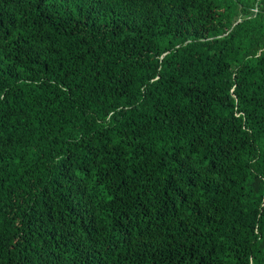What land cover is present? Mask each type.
Returning a JSON list of instances; mask_svg holds the SVG:
<instances>
[{
    "label": "trees",
    "instance_id": "trees-1",
    "mask_svg": "<svg viewBox=\"0 0 264 264\" xmlns=\"http://www.w3.org/2000/svg\"><path fill=\"white\" fill-rule=\"evenodd\" d=\"M0 264H264V0H0Z\"/></svg>",
    "mask_w": 264,
    "mask_h": 264
},
{
    "label": "built area",
    "instance_id": "built-area-1",
    "mask_svg": "<svg viewBox=\"0 0 264 264\" xmlns=\"http://www.w3.org/2000/svg\"><path fill=\"white\" fill-rule=\"evenodd\" d=\"M254 10V9H253Z\"/></svg>",
    "mask_w": 264,
    "mask_h": 264
}]
</instances>
